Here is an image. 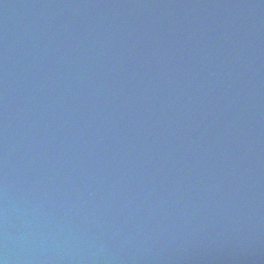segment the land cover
<instances>
[{
	"label": "water",
	"instance_id": "1",
	"mask_svg": "<svg viewBox=\"0 0 264 264\" xmlns=\"http://www.w3.org/2000/svg\"><path fill=\"white\" fill-rule=\"evenodd\" d=\"M0 264H264V0H0Z\"/></svg>",
	"mask_w": 264,
	"mask_h": 264
}]
</instances>
